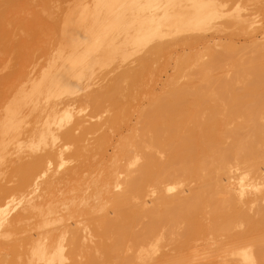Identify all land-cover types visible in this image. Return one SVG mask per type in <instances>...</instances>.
<instances>
[{"label":"bare ground","instance_id":"obj_1","mask_svg":"<svg viewBox=\"0 0 264 264\" xmlns=\"http://www.w3.org/2000/svg\"><path fill=\"white\" fill-rule=\"evenodd\" d=\"M227 3L0 0V264H264V3Z\"/></svg>","mask_w":264,"mask_h":264},{"label":"rangeland","instance_id":"obj_2","mask_svg":"<svg viewBox=\"0 0 264 264\" xmlns=\"http://www.w3.org/2000/svg\"><path fill=\"white\" fill-rule=\"evenodd\" d=\"M222 1H224V2H229V5H227V6H236V4L238 5V4H243V3H245V5L246 6H259L261 3H264V0H258V1H256V0H248V2H247V0L245 1V0H241L240 2H238L239 0H222ZM250 1V2H249ZM228 4V3H227ZM244 5V6H245ZM243 6V5H242ZM18 15V16H17ZM23 15H26V13L24 14V13H16V15H15V19H19L20 17H22ZM18 17V18H17ZM16 20V21H17ZM260 23H262V25H263V28H264V18H262V17H260ZM15 27V28H14ZM16 28H18L15 24L13 25V24H10L9 26H8V29L10 30V31H12V32H16L18 35V37H21V36H23L24 35V32L22 31V30H20L19 31V29L17 30ZM20 32V33H19ZM214 32V33H213ZM22 34V35H21ZM207 35H215V36H218V37H230V36H236L233 32H231V31H228V32H224V33H220V32H215L214 30L213 31H209V32H207L206 33ZM20 35V36H19ZM16 36V37H17ZM18 37L16 38V39H18ZM240 38V40L243 42V36H236V39H239ZM5 43H6V40L4 41ZM12 46V45H11ZM11 46L9 45V47H10V49L9 50H6V52H4V57L7 59V60H10L11 59V61H13V57L11 56L13 53H14V50L13 49H11ZM146 51V48L145 49H141L139 52H142V54H135V56L132 58V57H130L131 59H129V61L127 60V62H125L124 64V66L126 67V66H129V64L131 63V62H134L135 61V59H137L136 60V63H135V65L137 64V61L145 54V51ZM203 50H205V49H203ZM12 53H10V52ZM13 51V52H12ZM181 52V51H180ZM232 52V51H231ZM230 52V53H231ZM8 53H9V55H8ZM144 53V54H143ZM186 54H188L189 52L188 51H186L185 52ZM234 53H237V51H234L233 53H231V56L233 55H236V54H234ZM178 54V53H177ZM180 54H183V52H181ZM14 55V54H13ZM138 55V56H137ZM141 55V56H140ZM8 56H10V59H9V57ZM138 57V58H137ZM176 59L177 58H175V59H173V60H171V61H169L168 62V64H166V62H165V60H163V59H161V61H159V63H157V66L158 65H165L164 66V68H165V70L161 73L162 74V79L164 80V79H166L167 78V76L168 75H171L173 72H174V67H175V64H176ZM15 60V59H14ZM14 63H15V61L12 63V64H10L9 66H13L14 65ZM134 64V63H133ZM133 64H130L131 66L133 65ZM11 66V67H12ZM193 67V66H192ZM3 68V67H2ZM1 68V69H2ZM163 68V69H164ZM190 68V67H189ZM229 68H231V67H229ZM5 69H6V71H5ZM4 69V71H2V70H0V76H2V74H4V73H2V72H6L4 75H6L7 73H9L10 72V70L12 69H9V68H5ZM9 69V70H8ZM188 69V68H187ZM232 69V68H231ZM190 70V71H189ZM194 70V69H193ZM193 70L192 69H188L187 70V72H189V74L190 73H192L193 72ZM2 71V72H1ZM192 71V72H191ZM231 74H232V70H231ZM191 78L190 77H186V78H184V80L185 81H188V80H190ZM146 81H148V78L146 79ZM151 81H152V83H151ZM148 82H150V84H153L154 82H153V80H151V79H149V81ZM156 86L159 88L160 87V85H157L156 84ZM239 87H241V84L239 85ZM104 116H106L105 114H104ZM257 252H256V249L255 248H252V254H256Z\"/></svg>","mask_w":264,"mask_h":264}]
</instances>
